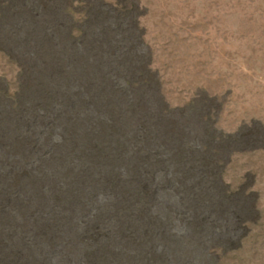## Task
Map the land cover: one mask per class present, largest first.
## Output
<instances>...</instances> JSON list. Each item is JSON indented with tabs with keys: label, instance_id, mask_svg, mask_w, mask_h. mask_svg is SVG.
<instances>
[{
	"label": "rangeland",
	"instance_id": "rangeland-1",
	"mask_svg": "<svg viewBox=\"0 0 264 264\" xmlns=\"http://www.w3.org/2000/svg\"><path fill=\"white\" fill-rule=\"evenodd\" d=\"M79 170L146 184L117 203L138 246L103 238L96 264H264V0H0V235L18 264H78L116 229L99 191L62 233L98 220L80 248L33 259L38 190Z\"/></svg>",
	"mask_w": 264,
	"mask_h": 264
},
{
	"label": "bare ground",
	"instance_id": "bare-ground-1",
	"mask_svg": "<svg viewBox=\"0 0 264 264\" xmlns=\"http://www.w3.org/2000/svg\"><path fill=\"white\" fill-rule=\"evenodd\" d=\"M118 179H119L118 183L115 186H112L113 184L110 183L111 184L110 185L108 183V182H110V179H109V177H107L105 171H103V170H96V171L95 170H79V171L70 172L69 174L65 175L64 178L61 179L62 181L59 179L53 185L45 186L44 190L42 188H40V190H38L37 196H40V200L42 199L41 202L39 201L40 202L39 205H37L35 203L36 206H34L32 209L30 208L31 210L29 209L30 211H29V213H27V216L29 218H31V220H32L28 230H29V232H33L34 234H33L31 239L30 238L27 239L26 244L29 243V245H31V247H34L35 249H37L38 250L37 252L39 253V255L37 257H34L33 259L40 258L41 257L40 251H42L44 253L45 247H48L50 251H54L55 249H57V248H50L47 243L55 245L56 247L59 248L57 250H60L62 253H64V251H65L64 247H66L67 244H72V246H74V248H76L77 245H78V247L81 246V244L83 243V239H80V237H82V238L87 237L86 231L88 228L91 230L97 229L98 225H97V223H95V221L97 222L98 220L94 219L93 221H91V220L87 219V221H86V219L84 218L83 219V221H84L83 222V224H84L83 232L75 233L73 242H71L70 239L64 238L62 233L66 232L70 227H73L75 229V232L80 230V228L78 229V226H79V220L78 219H81V217H85V215H87L86 208H89L88 205L91 204V201H93V200L95 201V199H94L95 195L99 191H102L105 194H108V196L111 195L112 200H114V202H111V200H110L108 203L103 204V207H104L103 209L106 210V212H107L105 215H107L108 221L113 220L114 221L113 223H116L114 225V227L116 229L114 231H111V228L108 227L110 229L109 233L108 232L107 233L102 232L100 234L95 233V235H91V237L93 236V240L91 239V241L93 243L92 244L89 243V244L84 245V246H86L85 250L82 251L83 252L82 255L81 254L78 255L81 257L77 258L76 263L80 264V263H85V262L88 263L89 262L90 264H96V261H97L96 259H100V256H98L94 250L98 249V244H99L100 240H102L103 238L107 241L108 240L110 241L109 246H111V247H113L112 245H115L113 242H117L118 244H120V247H119L120 249L124 248L127 243H131V244H134L135 246H138L137 243L135 244V238H133V239L131 238L132 236H135L134 233L133 232L126 233V229H124L122 226L123 222H124L123 220L125 218H129V221L132 222V217L134 216L133 218H135V220H136V216L127 213L126 210H124L125 207L123 208V210L118 209L117 203L123 201L122 203L127 202L126 205H128V203H129V205H132L133 202L137 201L135 196L138 197V194L140 193V189L146 187V184L142 183L141 180H138L140 178H138L136 176H134V177H122L121 178V176L118 175ZM130 180L137 182V185L134 186V184L129 183ZM119 181H120V183H119ZM60 183H61V185H60ZM62 185L67 186L66 190H62ZM130 185H131V187H128ZM77 191L79 194L77 193ZM145 194L147 196V198H145V199L148 200L149 203H150V201L153 202L156 200V198L152 194H148V193H145ZM80 195H82V197H84L85 200L82 199V197ZM59 196L67 199V203L64 206L66 208L64 211L67 213H65L66 215L63 214L60 216L59 215L60 213L58 214V211H59L58 210L59 207H58V209H57L58 211H57V215H56L57 219L54 216L49 217L48 213L46 211L45 205L46 204L49 205L48 201L51 199L53 201L56 200V202H57L60 199ZM27 200H29V199H27ZM56 202L52 203V205H53L52 208H54L55 205H57ZM94 205L96 206V204H94ZM111 205H113L114 207H117V208H115L114 210L112 208H109ZM97 210H98V213L100 215H103L99 211L98 206H97ZM93 212L94 211H92V213ZM55 213H56V211H55ZM95 214H96V212L93 213V215H95ZM100 217H102V216H100ZM47 220H50V222L49 221L46 222ZM135 220H134V222H135ZM45 222L48 224H46L40 228L39 226ZM104 222H107L106 218H105ZM51 225H52L53 230L50 233L49 229H50ZM115 232L117 234H120V236H115L116 235ZM102 236H104V237H102ZM58 238H59L60 242L57 241ZM130 239L132 240V242L130 241ZM136 240H137V238H136ZM15 246H17V244L12 243L10 239L8 240V238L3 233L0 235V264H18L19 261L22 260L19 256V251H17V252L14 251V250H17L15 248ZM79 248L76 251H78ZM83 248L84 247H82V250H83ZM150 249H151V247H150ZM65 253H67V252H65ZM64 256H65L63 259L64 263H70V261H71L70 254L68 253ZM41 258L44 262L46 261V258H44V257H41ZM135 258H136V261L137 260L142 261L143 260L142 253L139 255H136V256H130L128 258V261H132ZM123 260H124V258H123ZM126 260H127V257H126ZM33 261L41 264V261H39V260H33ZM107 262H109V263H107ZM27 263H29V262H27ZM105 263H107V264H124V262L120 261L119 258L116 260H114V259L113 260H106Z\"/></svg>",
	"mask_w": 264,
	"mask_h": 264
}]
</instances>
